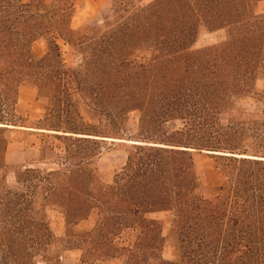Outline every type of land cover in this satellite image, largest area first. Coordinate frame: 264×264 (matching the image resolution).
Masks as SVG:
<instances>
[{"label":"trees","instance_id":"1","mask_svg":"<svg viewBox=\"0 0 264 264\" xmlns=\"http://www.w3.org/2000/svg\"><path fill=\"white\" fill-rule=\"evenodd\" d=\"M262 1L137 0L82 35L84 27L73 29L80 0H0V258L66 264V252L80 251V264H264V121H248L238 107L264 78ZM220 31L224 43L195 49L202 34ZM40 40L42 56L34 50ZM60 40L80 64H65ZM23 88L47 103L44 128L34 129L63 133L53 136L67 145L55 162L44 146L14 170L6 134L25 127L17 114ZM82 108L108 133L86 123ZM132 113L140 121L128 140ZM106 139L139 144H120L123 166L103 171ZM203 152L219 153L209 155L223 176L213 187L196 165ZM54 163L56 170L40 168ZM35 183L44 209L64 216L60 253L15 251L55 238L45 214L27 207L37 195L21 188ZM93 213V227L77 231ZM160 214L171 216L168 236Z\"/></svg>","mask_w":264,"mask_h":264},{"label":"rangeland","instance_id":"2","mask_svg":"<svg viewBox=\"0 0 264 264\" xmlns=\"http://www.w3.org/2000/svg\"><path fill=\"white\" fill-rule=\"evenodd\" d=\"M26 1V0H25ZM54 0H48V2H53ZM137 0H80L78 4V11L73 19V27L74 29H80L84 27V32L82 35H90L91 32L87 29L88 27H95L104 23V20L110 19L116 16L115 8L122 11L125 10V7L129 4L136 3ZM153 0H145V4L150 3ZM258 14H264V1L260 2L257 7ZM107 21V20H106ZM227 40L226 33L224 31H220L214 34H202L198 40V43L195 46V49L216 45L220 43H224ZM59 45L61 47L63 53V59L65 60V64L68 67H75L80 64L79 59L80 56L77 55L76 51L63 41H59ZM34 50L37 55L42 56L47 52V45L44 40H40L34 45ZM257 91L258 94L252 96L251 99L239 103L238 107L241 110H244L246 113L243 118L247 119L248 121H252L254 119H258V121H264V78H261L257 82ZM80 102V101H79ZM82 117L84 118L85 122L91 125L99 126L101 132L108 133V128L106 124L99 125V123L92 121L87 113V111L82 108L80 110ZM17 114L19 117L18 124L19 126H25L26 129L23 127H13L11 126V130L6 134L8 141L10 142V153L9 158L12 162H18L25 153H29L30 151H34L37 149H41L42 147L46 146L50 151L54 153L53 161H57L56 155H64L65 147L67 142H63L55 138L54 131H46L45 129L37 130L34 128L39 127V123H42V127L44 128V120L45 115L47 114V103L38 98L37 91L31 88H23L20 91L18 105H17ZM239 117V116H238ZM263 117V118H262ZM140 115L138 113H132L129 116L128 120V127L126 131V137L128 140H132L131 137L136 136L137 129L139 126ZM222 125L226 126L228 124V117H221ZM178 128H180V124L178 123ZM13 127V128H12ZM21 129V130H20ZM27 130V131H24ZM34 131L37 133L29 132ZM45 131V132H44ZM64 131V130H63ZM39 132V133H38ZM48 132V133H47ZM41 133H46L45 135ZM58 133V132H55ZM63 134V133H58ZM2 135L0 134V149L3 145L2 143ZM130 144V143H125ZM120 144H113L111 141L106 142L104 145L101 146L102 155L97 160L98 168L103 171L120 169L124 162H125V154H123V150ZM133 145V144H132ZM38 154V153H37ZM52 157V156H51ZM36 157L29 155L28 161L34 160ZM195 161L199 173L202 177L203 182L208 187H213L217 185L223 178L222 174L216 170L217 164L216 161L211 158L205 152L203 153H196L195 154ZM43 171H47L50 169L56 170L58 169L57 164H53L50 166H41L40 167ZM2 173V172H1ZM0 173V174H1ZM11 183H13V187L16 185V180L11 179ZM1 186V185H0ZM27 187L33 186L38 187V189H29L26 188L22 189V191L27 192L28 194H32L33 192L36 193V199H33V204L29 201L27 205L28 208L33 209L38 217L42 218V215L45 214V219L50 226V229L55 236L54 239H49L45 241L43 246L40 244L41 248L37 249L34 247L32 248L33 243H29L30 246L25 245L26 247H22L20 249L14 248L16 252H35L38 253L41 250L52 249L54 253H60L63 249L62 239L65 237V219L64 216L57 212L53 211L50 208L44 209V188L43 186H39L38 183L34 185H26ZM25 208V207H24ZM37 217V218H38ZM156 218L164 222V234L168 236L170 231V224H171V216L169 214H160L156 215ZM97 219V214L93 213L90 220L81 224L77 231H86L93 227L95 221ZM39 225H42L41 222H38ZM35 240V239H34ZM49 246V247H48ZM13 248V247H12ZM1 257V256H0ZM65 263L66 264H80V257L81 252H74V253H65L64 254ZM164 257L166 259H173L174 258V250L170 243L167 244L164 252ZM23 258H26L23 256ZM19 260V264H33V260ZM52 264H55V259L51 258ZM0 264H12L8 257L0 258ZM36 264H45L41 258H38Z\"/></svg>","mask_w":264,"mask_h":264},{"label":"crops","instance_id":"3","mask_svg":"<svg viewBox=\"0 0 264 264\" xmlns=\"http://www.w3.org/2000/svg\"><path fill=\"white\" fill-rule=\"evenodd\" d=\"M92 1H95V0H92ZM78 11V10H77ZM73 29H74V27H73ZM19 128V127H18ZM17 128V129H18ZM21 128V127H20ZM23 128H26V129H32V128H27V127H23ZM16 130V129H15ZM21 130V129H20ZM24 131H27V130H24ZM29 132H33V133H37V132H34V131H29ZM39 133V132H38ZM10 142H9V144H8V148H7V152H6V163H7V165L9 166V167H11L12 169H19V168H24L25 166H30L29 165V163H30V161H28L29 159H28V157H29V155H31V156H35L36 157V154L37 153H39V151H40V149H37V150H34V151H30L29 153H25L24 155H23V157L18 161V162H12V161H10V158H9V153H10ZM14 170L13 171H11V172H9L8 174H7V186H9V187H13V183H11V179H13V180H16V176H15V172H14ZM74 252H78V251H73V252H66V253H74ZM65 257H64V261H65ZM174 259V258H173ZM169 260H172V259H169Z\"/></svg>","mask_w":264,"mask_h":264},{"label":"bare ground","instance_id":"4","mask_svg":"<svg viewBox=\"0 0 264 264\" xmlns=\"http://www.w3.org/2000/svg\"><path fill=\"white\" fill-rule=\"evenodd\" d=\"M1 127H4V125H0ZM11 128V127H10ZM13 128V127H12ZM22 129V128H21ZM24 129V128H23ZM45 132V131H44ZM49 132V131H48ZM47 132V133H48ZM55 134V132H52ZM107 141H111V142H116V143H119V144H125V143H130V144H139V143H134V142H126V141H121V140H114V139H106ZM209 153V152H208ZM216 154H219V153H216ZM228 155V154H227ZM242 158V157H241Z\"/></svg>","mask_w":264,"mask_h":264},{"label":"water","instance_id":"5","mask_svg":"<svg viewBox=\"0 0 264 264\" xmlns=\"http://www.w3.org/2000/svg\"><path fill=\"white\" fill-rule=\"evenodd\" d=\"M208 155H218V154H212V153H208Z\"/></svg>","mask_w":264,"mask_h":264}]
</instances>
